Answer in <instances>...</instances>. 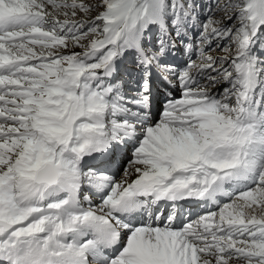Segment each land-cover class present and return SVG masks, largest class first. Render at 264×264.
Masks as SVG:
<instances>
[{
    "label": "snow or ice",
    "instance_id": "1",
    "mask_svg": "<svg viewBox=\"0 0 264 264\" xmlns=\"http://www.w3.org/2000/svg\"><path fill=\"white\" fill-rule=\"evenodd\" d=\"M0 264H264V0H0Z\"/></svg>",
    "mask_w": 264,
    "mask_h": 264
},
{
    "label": "rangeland",
    "instance_id": "2",
    "mask_svg": "<svg viewBox=\"0 0 264 264\" xmlns=\"http://www.w3.org/2000/svg\"><path fill=\"white\" fill-rule=\"evenodd\" d=\"M196 2H197V3H204L205 0H196ZM200 12H201V19H203V15H202L203 9H200ZM177 43H179V42H177ZM180 49L183 50V46L180 47V46L177 45V50H176L175 56H170V57L168 58V60H169V59L171 60V57H176V54H177V52H178ZM179 58H180V57H179ZM184 59H185V57L182 56L181 59H180L181 64L184 63Z\"/></svg>",
    "mask_w": 264,
    "mask_h": 264
},
{
    "label": "bare ground",
    "instance_id": "3",
    "mask_svg": "<svg viewBox=\"0 0 264 264\" xmlns=\"http://www.w3.org/2000/svg\"><path fill=\"white\" fill-rule=\"evenodd\" d=\"M182 56L185 57V56L183 55V50L180 49V50L177 52L176 57H171V60L169 59L168 61L171 62V63L181 64L180 59H181ZM179 57H180V58H179ZM185 59H186V58H185ZM185 59H184V62H185Z\"/></svg>",
    "mask_w": 264,
    "mask_h": 264
}]
</instances>
